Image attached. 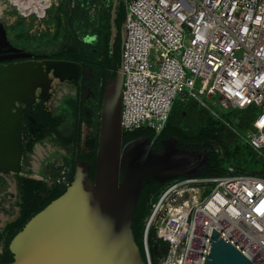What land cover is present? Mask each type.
I'll return each mask as SVG.
<instances>
[{"label": "built area", "instance_id": "1", "mask_svg": "<svg viewBox=\"0 0 264 264\" xmlns=\"http://www.w3.org/2000/svg\"><path fill=\"white\" fill-rule=\"evenodd\" d=\"M79 1L87 2L84 15L94 17L116 0H64L70 10ZM122 2V130L159 132L175 102L195 101L264 159V0ZM91 95L87 89L86 97ZM203 98L215 99L222 114ZM249 107H255L254 117L241 135L224 115ZM94 133L93 126L82 122L83 140ZM57 146L54 135L36 142L17 176L41 180L49 188L69 186V165L52 156L62 152ZM81 150L87 151L83 143ZM1 176L16 184L15 173ZM13 187L8 190L14 195L11 209L10 204L0 208V234L19 214ZM151 228L167 246L156 264H203L212 228L254 264H264V177L239 173L169 180L150 201L143 230L146 264H152L147 245ZM2 250L0 240V255Z\"/></svg>", "mask_w": 264, "mask_h": 264}, {"label": "water", "instance_id": "2", "mask_svg": "<svg viewBox=\"0 0 264 264\" xmlns=\"http://www.w3.org/2000/svg\"><path fill=\"white\" fill-rule=\"evenodd\" d=\"M77 76V64L67 60L1 63L0 121L5 120L11 108L19 109L15 102L21 101L24 92L38 88L43 97L53 78L62 83ZM122 88L120 66L103 89L93 180L88 174V162L75 158L69 186L10 239L12 261L6 264H146L132 232L135 204L145 182L153 179L165 183L178 177L200 176L210 148L205 144L194 149L180 148L175 138L161 141L157 149L148 137L123 144ZM2 131L8 132L1 126L0 140ZM0 168L8 172L24 170L1 148ZM166 248L164 245L154 254L164 253ZM203 264L254 263L212 228Z\"/></svg>", "mask_w": 264, "mask_h": 264}, {"label": "trees", "instance_id": "3", "mask_svg": "<svg viewBox=\"0 0 264 264\" xmlns=\"http://www.w3.org/2000/svg\"><path fill=\"white\" fill-rule=\"evenodd\" d=\"M65 11L67 15V29L69 32V42L65 48L50 54L46 58L52 60H67L77 64L78 76L69 82H65L70 89L75 91L72 101V120L73 128L71 134L67 137H61L58 127L61 123V117L57 108H52L44 99H39L32 103L28 108L29 116L34 120H29V142L27 150L30 151L36 142L55 136L58 144L70 146L69 160L66 162L70 167L69 179L72 180L75 158L88 162V174L93 180L94 161L97 139V119L103 94V89L107 81L114 78L122 61L121 29L125 19V9L122 0L118 5L116 18H113V9L117 3L113 4L109 10L99 11L95 18L98 23L86 20L85 9L87 2L79 1L76 6L68 9L65 2ZM104 18V20H103ZM75 22V23H74ZM73 23V24H72ZM76 24L84 31H102L101 49L99 55L90 60L85 57L81 41L77 37V32L72 25ZM92 28V29H91ZM85 29V30H84ZM115 31L114 39L111 38ZM61 85V84H60ZM59 85V86H60ZM90 89L92 95L86 97V90ZM95 107L97 114L95 118H87V111ZM185 110L196 111L199 117V126L192 133H187L179 126L169 122L156 132L151 128L142 127L131 131H123L122 143L125 144L131 140L147 136L149 140L155 137L156 142L152 145L155 149L161 144L160 139L175 138L180 148H199L203 144L210 149L207 154L206 167L200 177H218L229 174H250L264 177V159L235 132L225 125L221 120L213 115L204 114L203 107L195 101L187 103L175 102L172 106ZM171 109V110H172ZM171 112V111H170ZM255 107H249L242 111H230L224 115L232 128L239 134H245L251 127V121L254 117ZM233 116V119H231ZM96 119V120H95ZM87 121L88 125L95 128V133L87 136L81 141V124ZM87 151L81 150V144ZM216 146V148H214ZM66 160V159H65ZM17 202L19 208L18 216L5 225L0 240H2L3 250L0 255V264H6L12 261V255L8 250V244L14 234H16L23 225L37 212H39L50 201L63 193L65 187L53 185L50 187V194L43 198L46 184L38 179L17 176ZM163 183L149 179L145 182L140 196L135 204V210L132 218V232L134 241L139 247L142 257L145 259L143 248V230L147 216L150 213V201L155 199L162 188ZM163 246L160 240L155 238V231L151 228L147 233V245L151 256L152 264H156L158 256L154 254L153 244Z\"/></svg>", "mask_w": 264, "mask_h": 264}, {"label": "rangeland", "instance_id": "4", "mask_svg": "<svg viewBox=\"0 0 264 264\" xmlns=\"http://www.w3.org/2000/svg\"><path fill=\"white\" fill-rule=\"evenodd\" d=\"M116 3L117 5L114 7L112 13L113 18H116L120 0H116ZM68 14L65 11L64 0H50L47 7H43L39 0L36 3H32L30 0H21L15 4L9 3L5 6L1 5L0 29L5 36L4 46L14 50L16 53L29 55L30 57L28 58H46L50 54L67 46L69 42V32L66 23ZM95 16H86V20L94 21L96 25L98 21L96 22V19H94ZM72 26L77 32L78 39L81 41L85 57L94 60L100 53L102 31L86 30L81 32V28L76 24ZM114 36L115 31H113L111 38L114 39ZM73 99L74 95L70 88L66 87V83L56 87L51 99V104L58 103L57 109L61 117L58 132L61 137H67L72 132L73 120L71 107ZM203 101L211 110L220 115L222 114L214 102L215 99L208 100L203 98ZM51 104L49 105L51 106ZM203 110L205 115L210 113L205 108ZM95 114H97V110L92 106L88 109L86 116L90 120V116L95 118ZM167 122L181 127L187 133H192L199 126L200 120L196 111L185 110L182 112L177 106L169 113L165 123ZM84 123L88 125L86 120ZM82 140L83 137L81 134ZM57 148H60L62 152L56 151L52 156L59 155L60 159H66L65 161L67 162L70 159V146L58 144ZM13 185L16 186L17 191V185L13 179L9 176L0 175V208L10 204L8 208L11 209L12 203L9 202H12L14 195L10 194L8 190L13 191ZM13 216L14 214L10 217Z\"/></svg>", "mask_w": 264, "mask_h": 264}, {"label": "flooded vegetation", "instance_id": "5", "mask_svg": "<svg viewBox=\"0 0 264 264\" xmlns=\"http://www.w3.org/2000/svg\"><path fill=\"white\" fill-rule=\"evenodd\" d=\"M4 34L3 31L0 29V64L1 63H14V62H22L26 60H42V59H49V58H21L22 55L20 53H16L14 50L6 48L4 45ZM52 60V59H51ZM69 82V81H65ZM65 82L59 83L57 79L53 78L51 81V87L46 90V93L42 97L38 88L34 89V91L24 92L23 95L20 96L21 101L15 102L16 106L19 109L11 108L8 114L5 116L4 121H0V127L6 128L8 130L7 133L4 131L1 132V140H0V148L6 155L9 156V159L14 163L19 164V169L26 163L25 155L29 152L26 148L29 142V120H34L28 114L29 106L36 102L39 99H44L46 102L51 104V99L55 93V89L60 84H64ZM66 87H69L66 84ZM70 88V87H69ZM74 91L73 89H70ZM53 105V104H51ZM165 125V124H164ZM164 127V126H163ZM147 137V136H144ZM155 137L152 141V145L156 142ZM160 144L163 139L159 140ZM23 162V163H22ZM27 166V165H26ZM17 172L15 173V178H17ZM10 172L0 168V175H7ZM50 188L45 187L43 194V198H46L50 194ZM162 246L158 244H153V249L155 252H158ZM156 255V254H155ZM158 256V255H156Z\"/></svg>", "mask_w": 264, "mask_h": 264}, {"label": "bare ground", "instance_id": "6", "mask_svg": "<svg viewBox=\"0 0 264 264\" xmlns=\"http://www.w3.org/2000/svg\"><path fill=\"white\" fill-rule=\"evenodd\" d=\"M20 1L21 0H0V8H1V5L5 6V5L9 4V3L15 4V3H18ZM30 1L32 3H36L37 2V0H30ZM39 1L41 2L43 7H47L49 5V3H50V0H39Z\"/></svg>", "mask_w": 264, "mask_h": 264}, {"label": "crops", "instance_id": "7", "mask_svg": "<svg viewBox=\"0 0 264 264\" xmlns=\"http://www.w3.org/2000/svg\"><path fill=\"white\" fill-rule=\"evenodd\" d=\"M58 103L51 105L52 108H57Z\"/></svg>", "mask_w": 264, "mask_h": 264}]
</instances>
